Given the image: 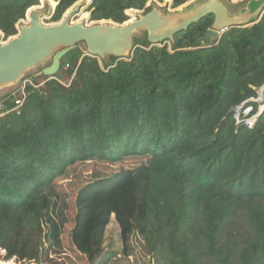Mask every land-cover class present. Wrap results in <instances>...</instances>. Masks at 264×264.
<instances>
[{
    "label": "trees",
    "instance_id": "trees-1",
    "mask_svg": "<svg viewBox=\"0 0 264 264\" xmlns=\"http://www.w3.org/2000/svg\"><path fill=\"white\" fill-rule=\"evenodd\" d=\"M49 1L60 22L79 0ZM149 1L88 11L123 24ZM39 4L0 0L5 39ZM213 20L160 46L136 37L126 60L76 47L63 80L32 77L0 99V264H264V116L249 128L229 113L264 85V14L203 45ZM93 162L114 170L93 169L71 217L59 182ZM113 218L119 256L106 246Z\"/></svg>",
    "mask_w": 264,
    "mask_h": 264
},
{
    "label": "water",
    "instance_id": "water-1",
    "mask_svg": "<svg viewBox=\"0 0 264 264\" xmlns=\"http://www.w3.org/2000/svg\"><path fill=\"white\" fill-rule=\"evenodd\" d=\"M28 11L27 23L19 25V33L4 41L0 30V91L20 82L32 69L40 68L38 76L63 80L62 61L74 48L81 47L89 56L107 61L110 57L126 60L133 56L135 38L148 35L152 46L174 42L175 36L205 17L213 16L201 44L210 45L233 27L250 26L264 14V0L232 3L225 0H196L188 8L172 14L162 13L148 5L137 13L135 20L123 24L101 21L92 25L73 23L81 6L68 11L58 23L47 25L44 19L53 16L55 9ZM147 9H150L146 12ZM231 108L229 113L233 114Z\"/></svg>",
    "mask_w": 264,
    "mask_h": 264
},
{
    "label": "rangeland",
    "instance_id": "rangeland-1",
    "mask_svg": "<svg viewBox=\"0 0 264 264\" xmlns=\"http://www.w3.org/2000/svg\"><path fill=\"white\" fill-rule=\"evenodd\" d=\"M194 1H196V0H190L189 2H187L186 4H184V5L180 6V7H174L172 0H166L164 2H158L156 0H150L147 3L146 6L153 5V6L158 7L159 10H160V12H162V13L172 14V13H175L177 11H181V10H184V9L188 8L191 4L194 3ZM225 1L227 3H228V1H230L232 3H243L246 0H244L242 2H239V1H236V0H225ZM39 2H40V4L37 5L34 8V10H38V9L47 10L48 9V5L50 6L51 10H54L56 8V6H57V3L56 2H55V5L53 6L51 4V2L48 1V0H46V1L39 0ZM90 3H91V0H79L75 5H73L68 10V11H70L72 9H75L78 5L81 6V9H80L79 14L77 16H74L73 19H72V22L73 23L84 22L87 25H92L94 23L101 22V21H97V22L91 21V12L88 11V8H89ZM68 11L66 12V14L68 13ZM127 12H128V17H129V20L128 21H131V20H135V18L137 16V13H141L142 10H134V9H131V10H128ZM51 18H52L51 16L46 17L44 19V24H47V25L55 24V22H52L51 21ZM143 35H145V34L140 33L137 36L141 37ZM10 38H12V37H9L8 39H5V37H4V41L6 42ZM41 72H42V69H40V68L32 69L16 85H14V86H12L10 88H4V89H2L0 91V99L5 94H8V93H12V94H16L17 95V92H20L19 94H21V89H23V87L30 82V80H31L32 77H41V76H38V74L41 73ZM41 83H43V82H41ZM133 164L134 163L129 162L126 165H124V167H128V166H131ZM102 166L103 165L96 164L94 162L93 163H82L78 167V169L81 171V176H74L73 175L74 177L73 176H70L69 178L62 179L59 182V185L61 187L62 192L64 193V191H65V193H67V201H68V204L72 207V210L70 211L71 217L74 216V212L76 211L75 202H76L77 193H78V191L83 186L87 185V183H89L92 180L91 173H92L93 169L94 168L101 169L107 175L110 174L111 172H113V170H114V169H112L110 167L104 169ZM116 167H119V165L116 166ZM76 174H78V172H76ZM71 228H72V225L69 224L68 225V231ZM106 246H107V249L108 248L109 249L110 248L115 249V251L118 253V256H119V252L122 249V241H121V235H120V228H119V225L116 222L115 218L112 219V222L109 225L108 230H107V234H106ZM64 249L67 252V254H70L72 257H77L76 256L77 254L74 255V251H72V249H71L70 238L68 236H66V238H65ZM4 255H5L4 252H2L0 254V260L1 261H3L2 258H3ZM114 259H117V258H114ZM13 261L16 264H28V263H24V262H18L17 259H13ZM3 262H5V261H3ZM131 262L134 263V260L132 258H131ZM31 264H34V263H31ZM82 264H85V263H82ZM108 264H110L109 261H108ZM113 264H128V262L127 261H124V262H120V263L118 262V263H113ZM140 264H143L142 260H140Z\"/></svg>",
    "mask_w": 264,
    "mask_h": 264
},
{
    "label": "built area",
    "instance_id": "built-area-1",
    "mask_svg": "<svg viewBox=\"0 0 264 264\" xmlns=\"http://www.w3.org/2000/svg\"><path fill=\"white\" fill-rule=\"evenodd\" d=\"M126 14L128 15L127 11ZM27 20H22L21 23H27ZM19 25H17L18 33L20 30ZM255 91V95H252L251 97L243 101L241 104L233 107V118L237 124H245L249 128H252L255 126L258 119L261 116H264V85L259 88H256Z\"/></svg>",
    "mask_w": 264,
    "mask_h": 264
},
{
    "label": "bare ground",
    "instance_id": "bare-ground-1",
    "mask_svg": "<svg viewBox=\"0 0 264 264\" xmlns=\"http://www.w3.org/2000/svg\"><path fill=\"white\" fill-rule=\"evenodd\" d=\"M46 1V0H45ZM49 1V0H48ZM53 6L55 5V4H53V3H51Z\"/></svg>",
    "mask_w": 264,
    "mask_h": 264
},
{
    "label": "flooded vegetation",
    "instance_id": "flooded-vegetation-1",
    "mask_svg": "<svg viewBox=\"0 0 264 264\" xmlns=\"http://www.w3.org/2000/svg\"><path fill=\"white\" fill-rule=\"evenodd\" d=\"M25 20H27V18ZM55 23H58V22H55Z\"/></svg>",
    "mask_w": 264,
    "mask_h": 264
}]
</instances>
